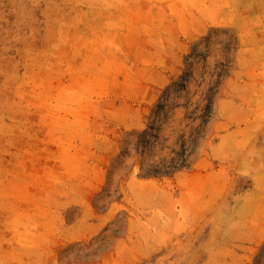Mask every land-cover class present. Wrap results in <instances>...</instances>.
I'll return each mask as SVG.
<instances>
[{
  "label": "rangeland",
  "instance_id": "obj_1",
  "mask_svg": "<svg viewBox=\"0 0 264 264\" xmlns=\"http://www.w3.org/2000/svg\"><path fill=\"white\" fill-rule=\"evenodd\" d=\"M0 264H264V0H0Z\"/></svg>",
  "mask_w": 264,
  "mask_h": 264
}]
</instances>
